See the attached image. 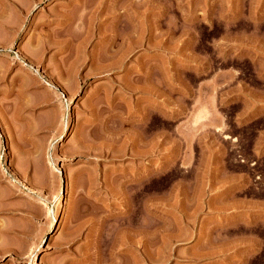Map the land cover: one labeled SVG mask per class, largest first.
I'll return each instance as SVG.
<instances>
[{"label":"rangeland","instance_id":"rangeland-1","mask_svg":"<svg viewBox=\"0 0 264 264\" xmlns=\"http://www.w3.org/2000/svg\"><path fill=\"white\" fill-rule=\"evenodd\" d=\"M0 71V264H264V0H0Z\"/></svg>","mask_w":264,"mask_h":264},{"label":"bare ground","instance_id":"bare-ground-1","mask_svg":"<svg viewBox=\"0 0 264 264\" xmlns=\"http://www.w3.org/2000/svg\"><path fill=\"white\" fill-rule=\"evenodd\" d=\"M35 1H36V0H35ZM140 1H141V0H140ZM91 6H92V5H91ZM84 10H85V9H84ZM49 37H50V36H49ZM54 42H55V41H54ZM109 49H110V48H109ZM112 49H113V48H112ZM108 51H109V50H108ZM61 52H62V51H61ZM106 53H107V52H106ZM112 56H113V55H112ZM107 58H109V57H107ZM107 58H106V59H107ZM77 60H78V59H77ZM37 64H38V63H37ZM32 65H33V63H32ZM107 66H108V65H107ZM37 67H38V66H37ZM31 68H32V67H31ZM1 71H2V70H1ZM1 71H0V72H1ZM3 72H5V70H4ZM3 72H2V75H3V77H4L5 73H3ZM0 75H1V74H0ZM2 75H1V76H2ZM0 78H1V77H0ZM21 79L24 80V78H21ZM29 80H30V79H29ZM27 81H28V80H25V82H27ZM22 82H23V81H22ZM22 82L19 84V86H18V85H16V86H17V88L19 87V92H17V93L23 96V95H24V92H23V91H24V87H26V86L29 85V84H28V82H27V84H26V86H25V84L22 83ZM21 84H22V85H21ZM10 85H11V84H10ZM10 88H11V87H10ZM26 89H27V88H26ZM16 91H18V90L15 88V84H12V88L10 89V91L7 92V93H8L7 96H11V95L14 94ZM1 92H3V90H2ZM5 92H6V91H5ZM17 93H15V94H17ZM15 94H14V96H15ZM18 94H17V96H18ZM20 97H21V96H20ZM25 97H26V96H25ZM24 99H25V98H24ZM12 100H13V99H12ZM21 104H22V103H21ZM13 105H14V104H13ZM11 106H12V105H11ZM22 106H24V105H22ZM25 106H26V105H25ZM25 106H24V107H25ZM28 106H29V105H28ZM3 107H4V106H3ZM20 107H21V106H20ZM20 107H19V108H20ZM24 107H23V108H24ZM74 128H75V127H74ZM2 131H3V130H0V136H1V139H2V137L4 136ZM63 135H64V137L67 136V134H65V131H64ZM12 174H13V173H12ZM64 199H65V198H64ZM63 202H65V201L63 200L62 203H63ZM59 203H60V202H59ZM63 205H64V204H63ZM62 208H63V206H62ZM64 209H65V208H64ZM49 210H50V208H49ZM50 211H51V210H50ZM62 211H63V210H62ZM64 215H65V212H64ZM55 216H56V215H55ZM61 216H62V215H61ZM55 225H56V224H55V221L52 220V223H51V225H50V229L53 230L54 227H55ZM41 247H42V246H41Z\"/></svg>","mask_w":264,"mask_h":264}]
</instances>
